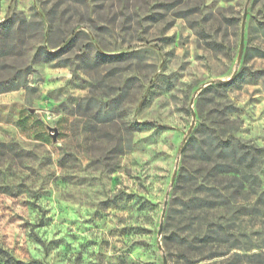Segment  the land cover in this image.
<instances>
[{
    "label": "rangeland",
    "instance_id": "1",
    "mask_svg": "<svg viewBox=\"0 0 264 264\" xmlns=\"http://www.w3.org/2000/svg\"><path fill=\"white\" fill-rule=\"evenodd\" d=\"M161 1L0 0V264H187L174 248L200 228L188 141L223 109L201 95L208 85L231 82L235 136L264 150V0H189L187 18ZM56 4L77 26L61 55L35 56L28 29L6 53L7 18L17 28ZM242 66L262 80L234 81ZM258 177L264 190V162ZM200 217L264 252V211Z\"/></svg>",
    "mask_w": 264,
    "mask_h": 264
},
{
    "label": "trees",
    "instance_id": "2",
    "mask_svg": "<svg viewBox=\"0 0 264 264\" xmlns=\"http://www.w3.org/2000/svg\"><path fill=\"white\" fill-rule=\"evenodd\" d=\"M188 1L162 0L161 5L166 12L172 11V15L176 18H187L192 13L184 9ZM195 6L197 7L198 4ZM57 7L56 4L43 12L42 17L36 18L34 15L29 19L20 18L17 28L13 16L7 18L2 31L12 37L10 44L6 45V53H15L16 49H20L23 37L18 41L15 36L28 29L31 30L32 37H38L35 56L43 55L45 61H51L61 55L66 49L69 35L77 26L71 27L67 20L54 18L52 13L57 11ZM175 7L178 9L175 10ZM78 33L85 35L80 31L75 34ZM14 40L19 43L13 42ZM248 55L247 52L245 61ZM126 56V53L115 56L99 54L98 58L115 60ZM233 80L243 82L262 80V78L259 71H252L249 67L242 66ZM262 83L264 84V80ZM229 84L231 82L215 83L203 89L201 95L210 94L209 100L213 105L223 106V109L216 111L211 126L200 141L194 138L188 141V146L193 148L192 161L195 168L187 172L186 178L190 184L186 205L190 211L196 213L200 228L197 233L182 236V240L174 248L187 264L211 259L214 260V264H264V252L247 253L250 248L244 246L234 234L229 232L224 221L208 223L205 218L200 217L201 214L206 215L209 210L214 209L217 211L232 209L236 217L252 214L259 216L264 211V190L261 189L258 177L264 162V150L235 136L240 124L239 119L233 118L232 115L237 112V108L228 100L227 95L223 94V90ZM135 130H137L136 126L133 128V131ZM184 173H186L185 165L181 168L177 183L182 181V177L184 179ZM261 247L258 245L256 248Z\"/></svg>",
    "mask_w": 264,
    "mask_h": 264
},
{
    "label": "water",
    "instance_id": "3",
    "mask_svg": "<svg viewBox=\"0 0 264 264\" xmlns=\"http://www.w3.org/2000/svg\"><path fill=\"white\" fill-rule=\"evenodd\" d=\"M245 17H246V6L244 7V12H243V17H242V25H241V30H240V43H239V57L241 56L242 53V49H243V36H244V22H245ZM52 131H54V133H57L56 128H52ZM55 134L52 136L53 140H55ZM166 206V201L164 202V207ZM164 212V210H163ZM161 228H162V224H160L159 226V230L158 233L161 232Z\"/></svg>",
    "mask_w": 264,
    "mask_h": 264
}]
</instances>
